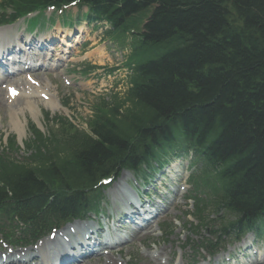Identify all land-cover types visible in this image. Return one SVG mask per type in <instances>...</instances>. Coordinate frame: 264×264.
<instances>
[{
	"label": "trees",
	"instance_id": "obj_1",
	"mask_svg": "<svg viewBox=\"0 0 264 264\" xmlns=\"http://www.w3.org/2000/svg\"><path fill=\"white\" fill-rule=\"evenodd\" d=\"M38 1L7 3L29 9ZM79 1L119 35L135 30L127 102L101 103L89 131L74 130L61 146L35 131L23 162L7 154L13 141L2 146L0 232L33 240L87 208L85 191L100 178L172 149L195 153L190 178L204 195L195 201L201 224L206 212L221 211L233 216L217 227L222 235L261 223L264 0Z\"/></svg>",
	"mask_w": 264,
	"mask_h": 264
},
{
	"label": "rangeland",
	"instance_id": "obj_2",
	"mask_svg": "<svg viewBox=\"0 0 264 264\" xmlns=\"http://www.w3.org/2000/svg\"><path fill=\"white\" fill-rule=\"evenodd\" d=\"M66 23H69L68 19L66 20ZM82 28L84 30L82 35H79L78 32L71 35V41L75 40V43L82 42L76 46L78 49L70 55L73 62L69 61L68 69L65 70L63 69L64 67H62L60 68V72L51 73L39 70V75L37 77L39 80L42 78L41 75L47 74L46 77L50 82L51 93H53V95L56 93V97H53L54 99L52 100L55 105H57L55 98L62 102H65V99H68L69 101V111L62 109L61 107H57V112L54 114L50 112V115H68L73 121L76 118L74 123L79 127H83L82 123L91 115V103L95 101L96 97L100 95L109 96L113 92L121 93L125 87V70L123 68H119L111 74L104 73L102 69H98L93 72H86L84 70L85 63L107 66L108 68L111 66H118L122 62V53L116 50L115 47L108 45L106 42H101L98 38V31H93L91 35L89 34L86 38L90 29L87 28L86 25ZM99 48L104 53L103 57H99L97 53L94 55L91 54L95 53V50ZM20 80H24V78L19 79V81ZM45 82L47 84L46 80ZM6 88H2L4 93L5 91L7 92ZM39 105L42 106L41 104ZM16 109L17 110L14 113L9 112L8 107H4L0 110V136H2V142L6 141V139L9 140L10 137L14 136L17 144L22 147L23 143L27 142L29 138L30 133L28 126L30 124H35L43 132H48L52 129L51 126L46 125V122H44L41 116L38 115L37 120L32 119V115L27 112L24 105L16 107ZM15 113L18 115L20 121L23 122L24 119L26 120L25 129L21 134L12 127L11 119L13 118V115L16 116ZM41 113L43 115L46 112L41 110ZM22 154L23 151L19 150L17 152V158L22 157ZM180 189L185 191L186 187L184 188L183 186L180 187ZM165 191L167 192V190ZM168 203L169 202H165L164 204L168 205ZM189 209H191V207L184 198L175 200L169 211L159 219L160 227L165 222L170 225L172 235L169 238L166 240L163 239L160 227L158 226V229L156 227L155 231H148V234L142 239H139L138 237L146 232L137 235L129 243L123 244L122 246H118V248L111 250L113 257L118 260L119 264H145V261L148 258L150 259L149 264H155L156 261H154L152 253L157 251H166L168 252V255L166 257H161L159 264H180L181 260L179 258L178 247H182L183 243L189 241L193 252L191 249L186 250V253L183 256V263L184 261L189 262L191 255H196L194 252L195 246L198 245L203 238H205V236H207V233L202 230H200L199 234H189L185 232L184 228L186 222L189 223L191 219L184 216L183 213ZM217 219L219 221L222 219H228V215L226 213H222L217 217ZM262 245H264V239L256 241L254 247H262ZM233 246L234 245H231V247ZM191 252L192 254L189 255ZM91 262H94V260L89 261V263ZM255 264H264V258L261 262Z\"/></svg>",
	"mask_w": 264,
	"mask_h": 264
},
{
	"label": "bare ground",
	"instance_id": "obj_3",
	"mask_svg": "<svg viewBox=\"0 0 264 264\" xmlns=\"http://www.w3.org/2000/svg\"><path fill=\"white\" fill-rule=\"evenodd\" d=\"M0 40L2 41L1 38H0ZM60 40H63V39H60ZM66 45L68 46L69 44H66ZM12 47H15V46H12ZM9 85H11V87H9L7 89V94L4 93V90L0 88V110L4 107H8L9 112L14 113L17 110L16 107H20V106L24 105L25 109L29 110L32 117L36 118V115L38 113H40L38 104H35L36 94L33 93L32 91L31 92H26V90L24 91V89L22 88V84H18L17 82H10ZM23 86L25 87L26 84H23ZM27 88L32 89V88H36V87H30L29 86ZM10 89H16L17 94L15 96L9 95L8 91ZM47 104L52 110V105L50 103H47ZM11 123H12V127L15 130H17L20 134L24 131L25 120L23 122L20 121L17 114H16V116L13 115V118L11 119ZM120 179H122V177ZM111 190H112L113 196L116 197V195L119 192V185L116 186V184H115L114 186H112ZM177 195H181V192H178ZM126 204H127V202L123 203L124 208H125ZM155 221L156 220L150 222L149 224H147L145 226L144 230L146 231V233H144L140 237H138L139 239H142L145 235H147L148 231H150V232L155 231L153 224H152V223H155ZM82 225L83 224H76L74 227H80ZM85 227L88 228V225H85ZM76 232H80V229H77ZM63 237H64V234L63 235L58 234V238L56 239V240H58L57 244L60 242L59 239H62ZM89 238H90V235H87V234H86V237L81 238L80 245L82 246L83 249H80L77 251V250H75V248L73 246H71L67 250L61 251L60 253L55 250V253H52L51 257L58 259V262L56 264H119L118 260H116L113 257V253L109 252V253H107L108 254L107 256H105L104 253L97 254V252H95L93 250L94 247L91 246V245H93L94 242H88L87 243V240ZM85 239H87V240H85ZM248 241H249V239H248V237H246L241 244L242 247H244V251H246L249 247ZM117 243L118 244L123 243L122 238L118 239ZM116 246H118V245H116ZM32 255H35V253H33ZM163 255L167 256L168 253L167 252L165 253L164 251H162V252L157 251V252L152 253V256L154 257V261H156V262H158ZM180 258H181V255H180ZM90 259H94V262L89 263ZM216 259H218V258H216ZM149 263H150V259L148 258L145 261V264H149ZM51 264H54L53 261L51 262ZM180 264H183V261H181Z\"/></svg>",
	"mask_w": 264,
	"mask_h": 264
}]
</instances>
